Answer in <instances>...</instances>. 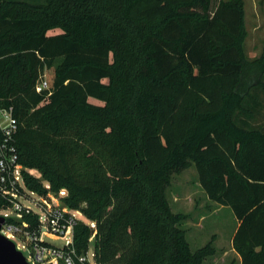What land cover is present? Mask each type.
I'll return each instance as SVG.
<instances>
[{
	"label": "trees",
	"instance_id": "obj_1",
	"mask_svg": "<svg viewBox=\"0 0 264 264\" xmlns=\"http://www.w3.org/2000/svg\"><path fill=\"white\" fill-rule=\"evenodd\" d=\"M246 36L244 0H0V108L27 189L64 190L84 218L77 254L92 240L96 264H203L213 239L191 250L167 199L193 164L237 219L240 263L264 264V43L250 59Z\"/></svg>",
	"mask_w": 264,
	"mask_h": 264
},
{
	"label": "built area",
	"instance_id": "obj_2",
	"mask_svg": "<svg viewBox=\"0 0 264 264\" xmlns=\"http://www.w3.org/2000/svg\"><path fill=\"white\" fill-rule=\"evenodd\" d=\"M49 85L41 76L37 90H49ZM17 120L11 108H0V216L4 222L0 233L14 242L16 249H26L25 259L29 264H96L94 252L77 254L72 247L73 226L81 219L75 212L62 204L65 191L38 194L27 189L22 180L23 167L18 162L14 134ZM11 210L17 217H11ZM23 215L36 216V226H31ZM81 216V214H80ZM15 218L17 221H10ZM93 227L92 223L90 224ZM44 237H56L62 245H54ZM18 242L16 243L14 240Z\"/></svg>",
	"mask_w": 264,
	"mask_h": 264
},
{
	"label": "rangeland",
	"instance_id": "obj_3",
	"mask_svg": "<svg viewBox=\"0 0 264 264\" xmlns=\"http://www.w3.org/2000/svg\"><path fill=\"white\" fill-rule=\"evenodd\" d=\"M244 11L247 31L245 51L247 56L252 59L260 54L264 43V0H244ZM60 31L59 28H55L49 30L48 34H56ZM42 77L50 87L53 77L52 70L46 69ZM90 101L99 103L95 98H90ZM252 123L254 122L252 121ZM255 123L263 124L264 116L258 118ZM29 171L33 175L39 176L37 170ZM167 199L173 212L187 215V218L181 223V227L186 231V238L191 250L194 251L213 239L215 253L205 258L203 264H241L240 260L237 262L235 251L231 245L237 219L228 206L218 205L207 198L198 183L197 172L193 164L181 173L172 176L167 189ZM6 212L11 217H17L11 210ZM75 215L84 220L79 213L75 212ZM44 238L54 245H62V240L56 237ZM13 240L18 242L14 238ZM88 251L93 252L92 240ZM22 252L27 256L26 249L23 248Z\"/></svg>",
	"mask_w": 264,
	"mask_h": 264
},
{
	"label": "water",
	"instance_id": "obj_4",
	"mask_svg": "<svg viewBox=\"0 0 264 264\" xmlns=\"http://www.w3.org/2000/svg\"><path fill=\"white\" fill-rule=\"evenodd\" d=\"M4 218L0 216V226ZM0 264H29L15 244L0 233Z\"/></svg>",
	"mask_w": 264,
	"mask_h": 264
},
{
	"label": "crops",
	"instance_id": "obj_5",
	"mask_svg": "<svg viewBox=\"0 0 264 264\" xmlns=\"http://www.w3.org/2000/svg\"><path fill=\"white\" fill-rule=\"evenodd\" d=\"M237 225H238V222L235 223L233 233H234V231H235ZM232 235H233V234H232ZM235 254H236V253H235ZM236 257H237V262H238V261L240 260V258H239V256H238L237 254H236Z\"/></svg>",
	"mask_w": 264,
	"mask_h": 264
}]
</instances>
